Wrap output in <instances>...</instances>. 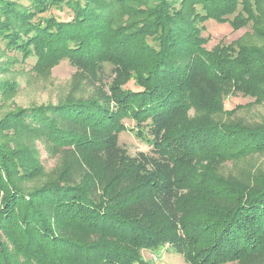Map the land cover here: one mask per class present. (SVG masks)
<instances>
[{
  "label": "trees",
  "instance_id": "trees-1",
  "mask_svg": "<svg viewBox=\"0 0 264 264\" xmlns=\"http://www.w3.org/2000/svg\"><path fill=\"white\" fill-rule=\"evenodd\" d=\"M28 1L0 0V40L75 73L59 103L0 120V264H151L143 253L162 249L264 264V171L226 169L264 153V120L235 119L223 100L264 98V44L208 50L202 35L212 19L264 41V0ZM124 120L149 151L118 143ZM27 176L47 181L24 190Z\"/></svg>",
  "mask_w": 264,
  "mask_h": 264
},
{
  "label": "rangeland",
  "instance_id": "rangeland-1",
  "mask_svg": "<svg viewBox=\"0 0 264 264\" xmlns=\"http://www.w3.org/2000/svg\"><path fill=\"white\" fill-rule=\"evenodd\" d=\"M23 5L28 0H13ZM47 15H53L59 20L71 18V12L67 9L58 10L51 8ZM125 19V17L123 18ZM262 28L264 22L260 23ZM204 44L203 47L210 50L222 45H262L258 34L254 32V25L248 23L239 28H233L229 22H218L207 20L203 23ZM237 47V46H236ZM75 68L67 59H62L54 65L45 68L38 62L35 55H26L16 52L14 49H7L0 40V120L8 119L10 113L17 109H30L36 106H46L59 103L68 93H71V81ZM110 69L105 74V85L110 82ZM15 87L14 91L9 89ZM127 87L135 88L132 82ZM79 95L78 93L75 96ZM224 107L230 110L231 117L243 119L246 122H260L264 120V98L257 100L244 96L241 92L229 93L223 96ZM235 109V111L233 110ZM126 129L118 137V143L125 147L131 155L138 152L149 151V145L139 138L134 130V124L130 120H124ZM35 154L39 158L40 165L44 172L51 171L56 164V158L49 156L41 141L33 142ZM240 166H251L264 171V153L254 154L249 158L240 161L236 165L227 163L226 169H236ZM47 181L43 176H27L23 180L16 181L18 187L28 190L35 189ZM43 182V183H42ZM1 196V192H0ZM154 254V255H152ZM144 258L151 264H189L181 255L173 253L171 249H162L155 252L143 253Z\"/></svg>",
  "mask_w": 264,
  "mask_h": 264
}]
</instances>
